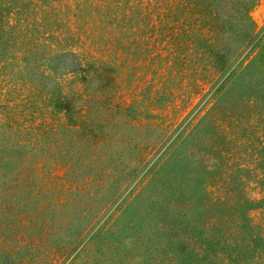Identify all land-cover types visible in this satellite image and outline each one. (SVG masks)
Instances as JSON below:
<instances>
[{"label":"rangeland","instance_id":"obj_1","mask_svg":"<svg viewBox=\"0 0 264 264\" xmlns=\"http://www.w3.org/2000/svg\"><path fill=\"white\" fill-rule=\"evenodd\" d=\"M263 196L264 0H0V264H231Z\"/></svg>","mask_w":264,"mask_h":264},{"label":"trees","instance_id":"obj_2","mask_svg":"<svg viewBox=\"0 0 264 264\" xmlns=\"http://www.w3.org/2000/svg\"><path fill=\"white\" fill-rule=\"evenodd\" d=\"M250 202H255V208H264V196L260 199H252ZM241 226L242 235L235 243L230 241L220 243V241L207 238V249L215 251L220 248L228 252L231 264H264V221L255 224L247 223L246 219ZM218 244L221 245L216 247Z\"/></svg>","mask_w":264,"mask_h":264}]
</instances>
